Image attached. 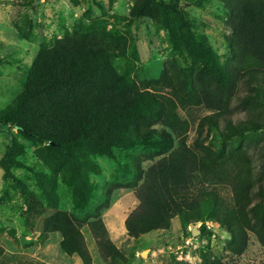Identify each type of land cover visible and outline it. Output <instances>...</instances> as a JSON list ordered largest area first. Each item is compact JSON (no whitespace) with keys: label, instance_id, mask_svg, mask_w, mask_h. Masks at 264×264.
Here are the masks:
<instances>
[{"label":"rangeland","instance_id":"obj_1","mask_svg":"<svg viewBox=\"0 0 264 264\" xmlns=\"http://www.w3.org/2000/svg\"><path fill=\"white\" fill-rule=\"evenodd\" d=\"M238 1L241 0H0L3 261L86 264L80 257L67 256L60 248L61 235L47 229V219L65 214L83 235L90 257L88 264H203V257L219 259L223 264H264L263 250L251 232L241 256L228 250L230 236L221 225L223 213L231 209L238 212L239 208L225 177L197 176L193 180L194 189L213 193V197L201 202L198 222L184 228L175 218L168 230L134 239L127 235L124 222L137 200L126 185L132 184L138 167L146 171L160 156L144 146H115L96 155L89 144L75 148L68 143L30 140L2 115L23 91L27 71L37 53L52 49L56 41L82 28L95 27L119 39L125 47L119 67L130 78L144 80L149 87L164 74L175 82L184 77L189 80V74L200 66V45L209 46L220 62L229 58V23ZM239 100L232 99V119L245 123L247 113L238 109ZM179 114L190 123L188 144L194 146L199 121L213 112L195 107L180 109ZM207 131L204 126L199 140L214 152L227 153L231 146L241 143L236 165L227 169H236L242 181L247 182L251 206L258 201L254 193L264 171V128L230 140L220 136L225 131L223 121L218 123V130L212 129L204 138ZM95 219L101 221L121 254L117 260L101 256L90 226ZM191 230L197 231V236Z\"/></svg>","mask_w":264,"mask_h":264},{"label":"trees","instance_id":"obj_2","mask_svg":"<svg viewBox=\"0 0 264 264\" xmlns=\"http://www.w3.org/2000/svg\"><path fill=\"white\" fill-rule=\"evenodd\" d=\"M229 28V58L220 62L202 44L200 66L189 74V80L184 77L175 82L164 74L151 87L119 67L125 47L116 36L95 27L77 29L56 41L52 49L37 53L23 91L2 115L30 140L68 143L75 148L89 144L96 155L115 146H144L160 156L146 171L138 167L132 184L126 185L137 200L124 222L127 235L134 239L168 230L175 218L184 228L198 222L201 202L213 193L194 189L193 180L197 176L225 177L239 214L245 213L239 216L235 209L223 213L221 225L230 236L228 250L241 256L251 232L264 259V171L254 193L258 201L249 206L250 187L236 169H227L236 165L241 143L224 153L212 151L199 140L204 126L207 138L212 129L218 130L220 121L225 130L220 136L225 140L264 128V0L236 2ZM235 97L240 99L238 109L247 113L245 123L232 119L230 105ZM195 107L213 114L199 121L198 137L191 146L190 123L179 110ZM46 224L48 231L61 235L60 248L67 256L90 262L83 235L67 215L55 214ZM90 226L101 256L117 260L121 254L101 221L95 219ZM2 257L0 250V264H9ZM203 264L223 263L203 257Z\"/></svg>","mask_w":264,"mask_h":264},{"label":"water","instance_id":"obj_3","mask_svg":"<svg viewBox=\"0 0 264 264\" xmlns=\"http://www.w3.org/2000/svg\"><path fill=\"white\" fill-rule=\"evenodd\" d=\"M193 232H194V233H193ZM192 233H193L194 236H197V234H198L197 231H192ZM145 256H146V253H143V254H142V257H145Z\"/></svg>","mask_w":264,"mask_h":264},{"label":"built area","instance_id":"obj_4","mask_svg":"<svg viewBox=\"0 0 264 264\" xmlns=\"http://www.w3.org/2000/svg\"><path fill=\"white\" fill-rule=\"evenodd\" d=\"M191 232H192V230H191ZM187 242V241H186Z\"/></svg>","mask_w":264,"mask_h":264}]
</instances>
